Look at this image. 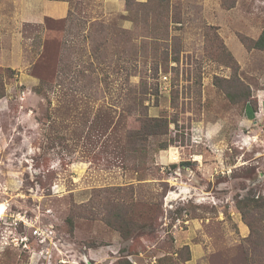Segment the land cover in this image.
Masks as SVG:
<instances>
[{"label": "rangeland", "instance_id": "obj_1", "mask_svg": "<svg viewBox=\"0 0 264 264\" xmlns=\"http://www.w3.org/2000/svg\"><path fill=\"white\" fill-rule=\"evenodd\" d=\"M52 1L68 3L66 17L17 28L18 53L0 61V264L127 257L106 225L117 211L141 227L133 246L148 259L194 218L212 264H246L238 204L254 200L251 219L264 217V111L242 95L264 91V52L247 49L264 0H148L126 20L103 0ZM151 118L167 120L166 135L129 134ZM11 215L50 228L55 248L41 257ZM253 257L264 264V248Z\"/></svg>", "mask_w": 264, "mask_h": 264}, {"label": "crops", "instance_id": "obj_2", "mask_svg": "<svg viewBox=\"0 0 264 264\" xmlns=\"http://www.w3.org/2000/svg\"><path fill=\"white\" fill-rule=\"evenodd\" d=\"M136 1L139 3H145L147 0ZM67 5V2L52 0H0V42H4V38L7 39L6 37H9L11 44L8 50H4L0 45V61L4 58L3 53L4 55L7 53L16 55L18 53L17 45L19 41L23 39V32L22 29L19 30L17 28H22L24 24H43L44 16H49L50 14H52L51 16L53 17L64 19L68 11ZM103 5L108 12L115 11L122 15L125 14L124 3L120 0H103ZM256 10V13H262L259 8H256ZM10 20H12L15 25L14 29H10L11 31L6 29L7 22ZM250 21L255 27L259 26L257 19L254 21V18L252 17L250 18ZM259 28H262V26H259ZM260 33H257L256 38L259 37ZM260 80H264V78ZM258 92L256 99L259 98V96L261 97L259 101L261 103L262 100L263 105L261 103L260 106L262 105L261 110L264 111V91ZM194 187L197 189L196 186ZM183 222L188 226H180L171 232L173 240L169 251L165 250L159 255H152L149 259L147 258V255L145 256L144 252L140 251V249L136 250L135 253L129 254L127 248L131 241L122 242L121 248L123 249L126 247L127 260L131 264H212L209 259V254L213 253V247L208 242L210 239L209 236L202 230L198 229L196 226L197 219H187ZM245 226L246 225L242 226L243 233L241 234V238L248 235L249 230L247 226ZM115 234L118 239H120L118 234ZM109 252H111L110 248L106 254ZM118 259L119 258L113 262L108 261V264H113Z\"/></svg>", "mask_w": 264, "mask_h": 264}, {"label": "trees", "instance_id": "obj_3", "mask_svg": "<svg viewBox=\"0 0 264 264\" xmlns=\"http://www.w3.org/2000/svg\"><path fill=\"white\" fill-rule=\"evenodd\" d=\"M124 3V10L125 14L123 17L126 15L128 12L129 8L135 5H144L147 3H139L136 0H120ZM122 20H126V16ZM247 49H255L259 51L264 52V28L262 32L260 33L259 37L257 40L253 41L252 44L247 47ZM177 61V60H176ZM248 91V90H247ZM157 92V90H156ZM147 93L144 92V94ZM1 97V95H0ZM242 97L245 98L244 100V106H249L252 112H256L258 109V101L256 97H253L251 95V92H247L242 95ZM134 102H136L135 105L131 106V110H134L137 108V105L142 104V99H139V97H133L132 98ZM168 132V122L166 119L163 118H151L147 120H142L140 121L139 128L136 129L135 131L129 133L133 137H138V139H144L146 140L149 137H158V136H164ZM168 144H163L161 146H158V148L164 150L167 148ZM255 201L254 200H247L246 202H243L242 200L238 204L239 212H241L242 215V220L243 223L247 226L249 230V234L246 238H244L247 243H249L247 249L244 248V255L246 259V264H254L255 260L253 257L254 253V247H263L264 248V242L263 236H264V231L263 229L261 230L258 226V222H264V217L256 220L251 219V212L255 209V205L253 204ZM258 221V222H257ZM106 225L114 230V233H117L120 240L122 242H128L131 241L129 247L127 248L128 253L132 254L136 252L135 247L133 246L134 242L136 241L135 239H141L142 237V230L141 227L131 225L129 224L125 214L123 215L120 211L114 212L111 216L110 219L106 221ZM260 240V242H259ZM128 254V255H129ZM189 257V256H188ZM117 264H131L126 256L120 257L117 261Z\"/></svg>", "mask_w": 264, "mask_h": 264}, {"label": "built area", "instance_id": "obj_4", "mask_svg": "<svg viewBox=\"0 0 264 264\" xmlns=\"http://www.w3.org/2000/svg\"><path fill=\"white\" fill-rule=\"evenodd\" d=\"M164 83L167 80V77L164 76L163 77ZM163 89H166V86L163 87ZM6 211V209H5ZM5 211L3 216L0 217V219L2 217L5 216ZM18 218L14 217L13 215H11L8 218V221H10V223L8 224L9 227L11 228V232H16L17 228L22 227L23 230H30V236L31 238H33V242L35 243V245H39L40 249L38 251V254L41 257H45L44 253H48L47 250L48 248L52 247L53 249L55 248V243L53 240V236H52V231L50 228H48L47 226H34L33 224L30 226L31 228H27V224H29L31 221V219L26 218L25 216L21 217V216H17ZM20 238V242L24 243V247L23 249L29 250V246H28V238L26 236H19ZM15 242L17 241V236L14 237ZM30 251V250H29Z\"/></svg>", "mask_w": 264, "mask_h": 264}, {"label": "bare ground", "instance_id": "obj_5", "mask_svg": "<svg viewBox=\"0 0 264 264\" xmlns=\"http://www.w3.org/2000/svg\"><path fill=\"white\" fill-rule=\"evenodd\" d=\"M4 214V206L0 205V217Z\"/></svg>", "mask_w": 264, "mask_h": 264}]
</instances>
